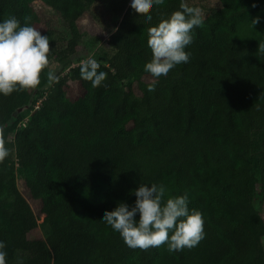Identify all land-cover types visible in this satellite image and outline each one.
I'll return each mask as SVG.
<instances>
[{"label":"trees","instance_id":"obj_1","mask_svg":"<svg viewBox=\"0 0 264 264\" xmlns=\"http://www.w3.org/2000/svg\"><path fill=\"white\" fill-rule=\"evenodd\" d=\"M39 1L56 18L45 29ZM180 2L154 5L146 23L124 0L120 22L105 26L112 56L99 70L107 86L93 88L80 76L88 51L79 24L88 13L101 21L93 12L101 0H0V20L15 16L50 40L41 84L0 95V140L12 150L0 164L7 264H264V218L255 207L264 202V0H210L205 9L186 0L204 23L186 48L189 62L156 80L144 71L148 28ZM49 70L58 81L48 83ZM17 176L41 203L43 239L28 238L38 224ZM161 182L166 198L187 193L189 208L203 213L198 246L133 249L100 221L119 202L132 205L141 183Z\"/></svg>","mask_w":264,"mask_h":264},{"label":"clouds","instance_id":"obj_2","mask_svg":"<svg viewBox=\"0 0 264 264\" xmlns=\"http://www.w3.org/2000/svg\"><path fill=\"white\" fill-rule=\"evenodd\" d=\"M164 0H128L129 5L144 14V21L151 22V9ZM256 5L254 4L253 7ZM205 16L198 6H190L181 0L179 9L166 19L148 28L147 45L152 57L144 65V71L158 80L182 63H188L191 53L186 51L194 40V29L204 23ZM260 16L252 19L254 25ZM117 29H113L115 32ZM264 52V45H259ZM50 63V40L48 35L30 24L21 25L11 16L0 20V95L30 90L41 84V74ZM100 63L93 57L80 62V76L89 81L93 88L107 86V73L99 70ZM49 84L58 81L52 71H47ZM156 85L150 83L149 91ZM4 126L0 124V129ZM11 149L0 140V164L10 156ZM134 191L135 202L129 205L119 202L109 211L105 210L100 221L118 232L130 248L147 250L150 247L166 245L169 252L182 251L198 246L205 238L203 213L189 208V197L183 195L167 196L164 183H141ZM6 244L0 240V264H7Z\"/></svg>","mask_w":264,"mask_h":264},{"label":"rangeland","instance_id":"obj_3","mask_svg":"<svg viewBox=\"0 0 264 264\" xmlns=\"http://www.w3.org/2000/svg\"><path fill=\"white\" fill-rule=\"evenodd\" d=\"M199 6L202 5L203 9L209 6L210 0H200ZM127 5H129L128 0H126ZM123 4L124 0H101V3L97 4L95 8H93L94 13L101 14L100 20L96 21L93 15L90 13L86 14L80 24L79 27L81 32L85 35V39L83 43L80 45V48L85 47L88 51V57L91 56L95 58L98 62L106 63L108 59L112 56L111 49L109 47V38L110 35L108 34L107 28L109 29L115 26L118 22H120L122 15H123ZM36 9L40 12L42 16L43 23L41 25L42 29L47 28L48 24H54L56 18L53 14V11L45 6L42 2L35 3ZM77 64H73L72 66H76ZM56 70L59 67L53 65ZM68 72V69L64 71V74ZM73 86V84H72ZM42 98L37 100V107L40 105ZM28 118V117H27ZM27 118L24 119L22 125L26 124ZM16 187L21 192V194L25 197L28 201L29 205L31 206L35 217L37 219L38 226L29 232L28 238L29 239H37V238H45L46 233L48 231V226L44 224L45 215L41 212V203L40 201L33 200L28 190L26 189L23 180L17 176L16 179ZM256 209L260 213V215L264 218V202L260 199L256 200L255 204ZM263 244H264V237H263Z\"/></svg>","mask_w":264,"mask_h":264}]
</instances>
